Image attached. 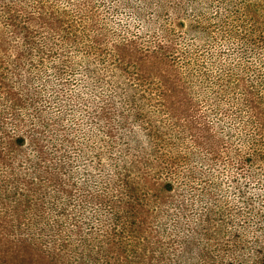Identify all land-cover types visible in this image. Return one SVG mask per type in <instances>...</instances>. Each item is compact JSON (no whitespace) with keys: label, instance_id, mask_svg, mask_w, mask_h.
<instances>
[{"label":"rangeland","instance_id":"1","mask_svg":"<svg viewBox=\"0 0 264 264\" xmlns=\"http://www.w3.org/2000/svg\"><path fill=\"white\" fill-rule=\"evenodd\" d=\"M181 1L23 0L12 4L0 0V27L10 43L21 40L6 22L7 6L14 12L18 3L34 14L39 11L36 5L43 6L44 13L54 14L74 33L63 53L68 66L59 64L57 69L55 65L62 61L51 57L45 61L46 72L33 71L40 75L33 80L28 107L36 116L60 123L73 142L61 145L62 155L48 146L61 166L62 184L57 186L69 193L58 191L54 181L47 180L46 193L33 195V206L40 207L41 223L59 219L68 227L67 233L77 226L80 233L71 237L63 233L71 243L67 249L62 244L65 238L56 232L50 238L39 234L30 220L34 212L19 210L21 226H15L9 239L38 241L55 264H264V125L248 109L239 86L244 78L255 92L254 104L264 114V0H184V9ZM178 3L180 10H175ZM233 4L239 5L238 13H233ZM24 11L19 12L21 20ZM92 21L95 25L89 24ZM42 31L35 37L40 38ZM94 35L104 41L101 53L93 46ZM167 41L175 45L168 55L185 71L190 97L179 92L172 109L162 103L153 81L141 87L131 65H127L129 72L122 69L115 49L125 45L139 56ZM13 52V48L8 51ZM5 55V62L9 61ZM186 58H191L192 72ZM133 87L147 97L140 107L128 99ZM107 111L114 112L112 124ZM150 126L164 133L155 150L150 148L155 146L149 142ZM50 142L60 146L53 139ZM140 142L151 145L137 148ZM27 150L31 153L29 145ZM149 153L155 165L131 167L133 158ZM191 171L196 174L188 177ZM6 173L0 168V175ZM149 174L160 181L172 179L173 189L153 194L143 180ZM132 182L142 196L138 202L148 217L145 232L150 237L129 230L119 233L127 222L111 215L114 206L134 203ZM16 200L7 198L6 206L0 204V216L10 217L14 225H18L13 211ZM110 226L116 231L112 238L127 246L131 259L124 253L104 254ZM191 241L201 247L190 250ZM91 244L99 254L82 262L77 248L88 249ZM12 249L2 235L0 264H33L22 262ZM53 252L60 254L56 261Z\"/></svg>","mask_w":264,"mask_h":264},{"label":"trees","instance_id":"2","mask_svg":"<svg viewBox=\"0 0 264 264\" xmlns=\"http://www.w3.org/2000/svg\"><path fill=\"white\" fill-rule=\"evenodd\" d=\"M11 1L12 4H16L17 1L23 0ZM185 5H187L186 1L182 0L181 8L184 9ZM17 6L18 7L14 12H11L10 8H8L10 6H7V9L9 10L6 14V22L7 25L12 26L10 28L13 31V34L21 38L20 42L14 44L10 43L0 27V92L1 97L3 98V102L0 103V168L7 172L6 174L0 175V181L3 184L0 185V204L6 206L7 198L17 199L16 203H19L16 207L14 206L13 211L17 212L15 218L18 225H14V221L8 216H0V237L3 235L4 238L6 237L7 240L13 244L12 251L17 250L16 255L22 259V262L31 261L33 264H55L49 261L48 258L50 257V254L45 253L41 249L38 241L31 242L29 239L22 237L12 240L9 238L14 233L15 226H21L23 215L20 212L23 211L34 212L35 216L31 217L30 220H32L34 226L37 225L39 227V234L41 236L50 238L49 234L53 237L55 235L52 233L56 232L59 237L61 236L65 238V240L62 241V244L65 245V248L67 249L71 246V243L67 238L80 233L79 226L67 233L68 227H64V223L59 219H53L54 223H51V221H49V223H41L43 217L38 214L40 207L33 206V195H43L46 193L44 185L49 183L48 181H54L53 185L58 191H67L64 187L61 186L62 188H60L57 186L62 184L61 166H59L57 159H55L48 150V146H55V150L62 155L61 145H72L73 142L70 139L71 136L69 137L68 134L64 132L65 129L60 123L58 124V122L55 121L51 123L50 121H47V119L36 116L28 107V100L32 98L31 95H29V92L30 89L34 88L32 87L33 80H38L40 72H46L44 66L45 61L50 60L51 57H57L62 61L55 65L57 69L60 65H67V62H69L66 55V57H63V53L65 54L68 43H71L74 40V33H70L65 29L61 25L60 20H58L54 14L49 15L44 13L43 6L41 5H36L39 6V11L35 14L29 12L26 13L24 11L25 8L19 5V3ZM178 6L179 3L175 10H180ZM78 7L84 9L82 4H79ZM231 8L233 13H238L240 10L238 4L231 5ZM20 11H24L25 16L23 20L20 19ZM15 13H17V15ZM89 24L95 25V22L92 21ZM41 29L44 34H41L42 36L40 38H36L35 33L40 32ZM54 35H59L61 41L58 42L55 40L54 37L56 36ZM256 41H258V39ZM92 42L96 51L101 53L102 43L104 44L103 39L99 35H94ZM131 45L135 46L134 43H131ZM57 47H59V49ZM11 48H13L14 51L12 54L8 53ZM115 49L119 61L122 62L120 64L122 69L125 72H129L127 65L133 67L132 71H135V78L138 80L139 86L148 87V84L151 81L155 83L157 94H159L162 103L167 109H170L169 107L172 109V104L174 103L173 99L178 97L179 92L182 93V96L185 94L186 98L190 99L187 94L188 92L186 91V76L183 74L185 71L179 69L175 61L170 59V55H168L169 52L173 53L175 50V45L170 41H167L166 43L158 42L155 49L150 52L140 53L142 55L139 56H137L138 51L130 52L131 48L125 47V45H115ZM124 51L127 52L124 53ZM5 54L10 56V60L6 61L7 63L4 59V56H6ZM185 62L186 67L192 72L193 63L191 58H186ZM38 66L40 68H37ZM35 69H39L40 71L37 75L33 72ZM21 70H25V74L21 72ZM239 86L242 87L243 99L248 103V109L259 119H262L263 122L261 121L260 123L264 125V114L259 111L258 107L254 104L256 102L255 92H253L251 87L247 85V81L244 78L240 80ZM179 87H181L182 90ZM220 88L222 93L226 91L224 83ZM31 91L33 92V90ZM142 98L146 99L147 97L143 91L139 92L136 87H133V90L128 93V99L134 102L133 104L136 107L142 105L140 102ZM107 112V119L112 124L114 112ZM170 112L171 115H175L174 112ZM136 115L135 117L140 116L138 114ZM123 117L125 121H127V118L124 115H122V118ZM184 119L186 120V118ZM186 130L190 133L188 126H186ZM149 133L151 134L149 142L153 143L155 146L153 147L151 144L147 145L140 142V144L136 146L137 148H141V146L149 148L150 145V148L153 150L157 148V141L164 137V133L157 129L154 131V127L152 126H150ZM191 137L193 138V141L197 143V140L193 136ZM51 139L60 146L52 144L50 142ZM28 145L31 148V153L27 150ZM150 155H152V153L144 155L139 159L133 158V161L131 160V167L137 168L138 165L139 168H143L144 164L155 165L153 161H149ZM59 160L62 163L61 159ZM27 163H29L30 166H26L25 164ZM166 164L168 165V163ZM174 173L175 171H171L169 175L174 176ZM194 174H196V172H188V177H191ZM129 180L130 179H127V181ZM143 180L147 183L149 189L153 191V194L156 195H159V191L163 192L164 190L173 189L174 187V181L172 179L160 181L159 179L153 178L150 174L149 176L146 175L143 177ZM16 182L22 186H15V189H10L7 186ZM130 186L131 191H135L131 192V194L134 195V203L128 201L126 207L122 208L114 206V208L117 209H113L114 213L111 215L115 219L123 218L127 222L119 233H123L125 230L126 233H128L127 231L129 230L134 235H143L147 233L145 231L148 227L146 223L148 217L145 213L143 215L141 212L143 207L138 200H140V197L142 196L136 191V183L132 182ZM21 198L24 199L21 200ZM184 208L185 210L187 209L185 206ZM19 210L21 211L19 212ZM121 213H125V217ZM112 227L113 226L108 227V236L104 239H107L106 247H103L104 254L107 256L106 252L108 254L113 252L115 254L118 253V255L121 256L124 253L126 259H131V256L128 255V253L126 254L127 246L117 243V241L112 238L114 232H116ZM49 230L51 232H49ZM63 233H67L66 236L68 237H64ZM146 236L150 237L148 233ZM93 246L94 245L91 244L88 249L85 247L77 248L82 251V254L78 256L82 262H90L95 252L96 254H99ZM188 247H190V250H193L201 246L191 241ZM122 248H124V252L121 250ZM129 248V250L127 249L128 251H131L132 253L135 252L134 248ZM24 251L29 252V254ZM51 255L55 261L60 257L58 252H53ZM74 258H77V256H74ZM151 258L150 255L146 259L151 260Z\"/></svg>","mask_w":264,"mask_h":264}]
</instances>
